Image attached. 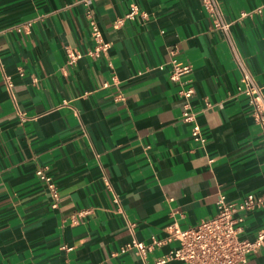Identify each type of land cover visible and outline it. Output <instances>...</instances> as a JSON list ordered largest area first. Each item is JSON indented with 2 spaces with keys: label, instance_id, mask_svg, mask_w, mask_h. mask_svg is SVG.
<instances>
[{
  "label": "crops",
  "instance_id": "0c3cea01",
  "mask_svg": "<svg viewBox=\"0 0 264 264\" xmlns=\"http://www.w3.org/2000/svg\"><path fill=\"white\" fill-rule=\"evenodd\" d=\"M218 1L264 93V14L240 19L264 0ZM135 5L147 20L126 18ZM67 48L82 54L73 65ZM172 60L193 67L204 146L182 122ZM240 78L202 0H0V264H155L179 243L120 252L214 217L219 194L263 196L264 136ZM242 217L239 238L252 241L264 207ZM248 264H264V248Z\"/></svg>",
  "mask_w": 264,
  "mask_h": 264
},
{
  "label": "built area",
  "instance_id": "2783aa9c",
  "mask_svg": "<svg viewBox=\"0 0 264 264\" xmlns=\"http://www.w3.org/2000/svg\"><path fill=\"white\" fill-rule=\"evenodd\" d=\"M202 4L212 18L215 28L223 33L235 54L237 66L241 73L238 91L248 98L251 106V115L256 124L261 128L264 136V93L235 46L231 33L232 23L226 20L218 0H202ZM262 14H264V4L251 12L242 14L240 19ZM136 16H139L144 21L147 20V14L140 12L139 7L135 5L126 18L133 19ZM122 23L123 20H119L117 25L120 26ZM91 24L95 39L102 40V34L98 25L95 22ZM109 48L110 44L103 41L95 53L107 52ZM67 52L69 64H75L82 57L80 52L71 50L70 48H67ZM192 70V65L172 60L170 80L180 87V95L185 100L182 122L191 126L193 140L204 146L206 138L198 123V112L193 110L191 104V100L195 95V89L189 87V81L185 80V77L190 75ZM5 81L12 92L13 84L11 78L6 76ZM208 107L210 108L211 105L208 104ZM36 175L47 186L49 196L53 201V207L57 208L60 195L54 180L45 168L38 169ZM107 188L109 190L112 189L110 184H108ZM263 207L264 195L255 196L254 194H249L241 202L229 203L223 194H219L217 214L214 217L202 220L197 226L188 230L180 229L179 225L174 222L167 229L168 235L166 239L157 240L153 238L152 243L133 240L120 253L134 250L144 259L156 246L176 241L179 243V246L165 256L156 259L155 264H166L170 261H179L185 264H248L249 256L256 254L264 248V228L260 230L254 240L250 241L239 238L242 232L239 224L243 222L242 216L244 214ZM83 214L84 212L80 215ZM134 227V224H129L131 230ZM68 250H71V248H68Z\"/></svg>",
  "mask_w": 264,
  "mask_h": 264
}]
</instances>
